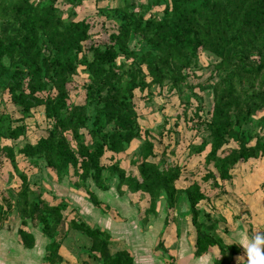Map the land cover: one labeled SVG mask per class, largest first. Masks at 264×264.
I'll return each mask as SVG.
<instances>
[{
	"label": "trees",
	"instance_id": "1",
	"mask_svg": "<svg viewBox=\"0 0 264 264\" xmlns=\"http://www.w3.org/2000/svg\"><path fill=\"white\" fill-rule=\"evenodd\" d=\"M83 1L0 0V171L7 160L9 176L20 180L16 188L0 185V226L15 210L21 218L18 236L23 245L34 246V236L26 227L29 222L36 224L51 240L46 261L60 264L58 226L68 203L64 199L49 203L42 197L44 189L34 186V178L18 167L20 154L40 173L51 169L58 180L70 176L71 183L83 188L97 206L101 201L92 186L106 190L109 179L116 180L119 194L125 192L122 186L147 194L146 213L165 200L171 212L190 217L196 231L194 254L203 255L217 246L219 256L213 264H222L228 252L240 249L223 241L217 233L219 220L200 208L208 200L201 183L211 181L222 190V184H232L237 167L264 158V0H148L146 4L123 0L97 9L116 28L107 43L90 44L87 51L91 23L72 14ZM60 4L69 5L67 16ZM157 5H163L161 14L149 13ZM201 52L214 57L207 77L212 104L200 122L206 135L193 146L197 153L208 146L205 172L199 180L178 186L185 166L170 162L166 148L155 150L156 129L141 126L134 96L136 90H147L144 99L151 100L153 88L161 92L167 87L168 94L176 92L180 102H189V94H196L188 80L201 68ZM119 56L130 62H117ZM80 66L85 91L83 101L77 103L71 100L68 85ZM196 87L204 89L201 83ZM7 101L18 116L10 113ZM39 108L45 119L44 135L18 146L1 143L25 136L26 119ZM201 109L195 106L193 115L200 117ZM167 121L164 117L158 135ZM134 139L141 141L130 160L137 175L118 162L101 164L105 151L124 152ZM69 228L90 238L94 261L134 264L126 249L111 253L108 231L75 219Z\"/></svg>",
	"mask_w": 264,
	"mask_h": 264
},
{
	"label": "crops",
	"instance_id": "2",
	"mask_svg": "<svg viewBox=\"0 0 264 264\" xmlns=\"http://www.w3.org/2000/svg\"><path fill=\"white\" fill-rule=\"evenodd\" d=\"M135 141L139 143L133 148ZM140 143L139 139H134L120 153L105 151L101 164L108 166L118 162L127 172L137 175V169L130 164V160L135 157ZM18 167L23 170L19 163ZM243 167L236 168L242 170V174H235L232 184H222V190L213 187L211 181L204 182L210 183L213 190H205L208 200L201 203L200 208L219 220L217 233L223 241L235 244L240 249L239 253L228 252L222 264H247L244 249L239 244L257 231H264V192H256L251 196L249 189L242 190L250 185V177ZM31 173L36 183L34 186L44 189V199L49 203H58L64 199L68 203L67 209L63 211L64 219L58 226L57 239L61 240L58 253L62 258L60 264H100L89 254L90 238L69 228L71 219L108 231L111 236V253L126 249L133 256L134 264H213L219 256L217 246L203 255L194 254L196 231L190 217L171 212L163 199L157 202L154 211L146 213L145 210L149 208L147 194L126 191V186H122L125 192L119 194L116 180L109 179L106 182L110 185L106 190L92 186L101 201V205L97 206L88 200L83 188H77L71 183L70 176L58 180L51 169L43 173L34 170ZM180 182L182 178L176 184L180 186ZM237 186L241 187L240 190H236ZM20 223L21 218L14 210L0 226V264H50L45 255L51 240L42 233L39 226L29 222L26 229L33 234L35 244L31 248L25 247L18 236Z\"/></svg>",
	"mask_w": 264,
	"mask_h": 264
},
{
	"label": "rangeland",
	"instance_id": "3",
	"mask_svg": "<svg viewBox=\"0 0 264 264\" xmlns=\"http://www.w3.org/2000/svg\"><path fill=\"white\" fill-rule=\"evenodd\" d=\"M123 0H84L80 6H77L72 10V14L75 15L74 19L86 18L91 23V35L90 39L85 42L86 51L90 44H100L103 45L108 42L109 34L111 31L115 30L116 24L113 20H108L102 16L97 9L99 7H112L121 4ZM135 3L146 4L148 0H131ZM64 10V16L68 15L69 5L60 4ZM163 5L153 6L149 13L159 15L161 14ZM90 54V53H89ZM117 62L129 63L130 60H126L123 56H119ZM199 62L201 68L196 71V75L188 80L189 84L194 85L193 92L196 95L189 94L187 103L180 102L176 92L168 94L167 87L159 91L158 88H153V97L151 100L144 99L147 97V90L135 91L134 101L136 108L140 114V124L144 127H154L156 130H160V123L163 122L164 117L168 118L167 124L165 125L161 135H158L155 150L158 152L163 148H166L168 153L167 157L170 162H177L185 166V172L182 177L181 185H186L189 180L196 179L199 180L201 175L205 172L204 156L208 151V146L200 153L195 152L193 146L200 144L201 137L206 135V132L200 126L201 120L207 118L208 112L211 108L212 100L210 95V90L208 87L207 77L209 75L211 64L214 62V57L207 52H201L199 57ZM79 67V73L74 76L71 83L68 85L70 88V98L73 102L80 103L84 99V88L83 82H85V73ZM201 83L204 89L196 87V84ZM189 91V90H187ZM160 92V93H158ZM8 97L5 96V99ZM8 100V99H7ZM201 105L200 117L194 116V108L197 105ZM7 107L13 116H18L16 109L7 101ZM0 107V111H1ZM185 112V113H183ZM259 113L257 116H259ZM177 122V124H175ZM27 131L25 136L20 137L17 141L11 142L7 139H2L1 143L10 144L17 143V146L25 141L34 142L41 135L45 134V119L41 113V109L34 110L32 117L26 119ZM195 124L197 126H195ZM264 132V130H263ZM139 141H135V145H138ZM172 152V153H171ZM159 154V153H158ZM23 156L17 155V162L23 170L30 173V178L32 179V171L37 170V168H28L27 162L22 158ZM3 169L0 171V185L2 187L7 185H13L15 188L20 183L18 176L14 175L11 178L9 184L8 172L11 170V166L7 160L4 161ZM245 168V167H244ZM246 175L250 177V185L242 190H248L251 194L256 192H264V158L257 159L251 164L247 165ZM242 170L236 169L234 174H242ZM252 178V180H251ZM248 183V184H249ZM210 183H202V188L205 191L212 192ZM241 187L237 186L236 190H240Z\"/></svg>",
	"mask_w": 264,
	"mask_h": 264
},
{
	"label": "clouds",
	"instance_id": "4",
	"mask_svg": "<svg viewBox=\"0 0 264 264\" xmlns=\"http://www.w3.org/2000/svg\"><path fill=\"white\" fill-rule=\"evenodd\" d=\"M239 245L244 249L247 264H264V231H257Z\"/></svg>",
	"mask_w": 264,
	"mask_h": 264
},
{
	"label": "water",
	"instance_id": "5",
	"mask_svg": "<svg viewBox=\"0 0 264 264\" xmlns=\"http://www.w3.org/2000/svg\"><path fill=\"white\" fill-rule=\"evenodd\" d=\"M10 181H11V177H10V176H8V181H7V184H9V183H10ZM185 208H186V206H185V205H183V206H182V211H184V210H185Z\"/></svg>",
	"mask_w": 264,
	"mask_h": 264
}]
</instances>
